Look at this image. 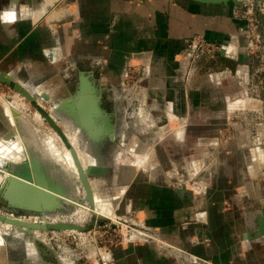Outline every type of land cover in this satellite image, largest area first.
<instances>
[{
    "label": "crops",
    "instance_id": "1",
    "mask_svg": "<svg viewBox=\"0 0 264 264\" xmlns=\"http://www.w3.org/2000/svg\"><path fill=\"white\" fill-rule=\"evenodd\" d=\"M66 1L70 4L69 14L60 20H50L49 10L58 0H0V72L34 86L31 92L39 96L41 105L40 98L45 99L44 95L48 101L57 98L55 106L62 105L67 98L73 99L81 72L90 73L89 80L95 89L86 96H93L98 102L105 145L132 125L119 117L120 113L126 115L122 106L125 96L114 89L129 66H147L150 110L158 116L162 126L159 130H164L163 156L156 152V157L162 158L157 160L182 175H192L190 158L198 156L196 150L205 136L201 132L206 125L215 124L214 116L211 119L206 116L210 109L205 102L212 99L215 87L208 78L190 73L184 57L190 40L196 36L235 43L240 23L234 16L236 4H205L195 0ZM221 55L224 58V52ZM242 59L247 61V56L243 54ZM77 75V85L71 90ZM98 76L100 80L96 79ZM61 83L67 94L60 91ZM75 101L65 104L66 108L72 111ZM2 106L0 102V143L10 145L17 136L5 139L12 129V112L5 105L7 114ZM72 116L65 117V121L74 120L78 126ZM148 125L150 128L152 123ZM68 126L77 128L72 123ZM25 139L28 141V137ZM47 147V156L59 163ZM1 160L3 167L5 163ZM121 172L116 176L119 178L121 174L124 179V170ZM246 172L244 156L238 152L225 156L213 169L208 191L202 193L172 182L160 168L137 171L128 183L127 202L140 224L160 234L163 245L148 240L119 246L113 254L116 263L263 264L264 237H249L258 224L245 208L234 203L237 196L234 188L247 180ZM256 174L261 176L263 185L260 201L264 214V167ZM204 176L203 172L199 178ZM106 212L113 216L108 209ZM19 230L7 239L0 235V264H87L66 262L60 252L44 250L29 240L25 229Z\"/></svg>",
    "mask_w": 264,
    "mask_h": 264
},
{
    "label": "rangeland",
    "instance_id": "2",
    "mask_svg": "<svg viewBox=\"0 0 264 264\" xmlns=\"http://www.w3.org/2000/svg\"><path fill=\"white\" fill-rule=\"evenodd\" d=\"M261 3L259 0H240L239 3H236L234 16L240 23L238 26L239 36L234 41V44L229 40L217 42L204 38L205 47L203 52L192 51L191 43L188 44L186 56L184 57L188 62V70L193 75L199 74L202 78L203 76L206 79L208 78L209 82H213L215 87V94L212 99L207 98L205 102L210 109L209 113H207L208 115L206 114L207 118L211 119L214 116L216 119L213 127L210 123L201 132L205 135L202 140L204 144L202 143V146L196 150L200 162V170L202 168L204 170V178L199 179L198 183H196V180L191 178L194 173L192 175H190L191 173H186L185 177L182 175L176 181L170 179L176 183L184 182L190 188L196 183L199 186L196 190L205 193L213 180L214 167L221 164L225 156L238 152L241 156H244L246 161L247 180L234 188L237 195L234 203L240 204L245 208V212L255 222L257 216L262 214L260 197L261 186L263 185L261 176H256V172L264 167V112H261L262 105L260 103V101L264 103V58L259 51L249 55L245 50V43L247 39L250 41V38H247L250 31L255 34V27H257L256 31L260 32L264 29V14L261 10ZM53 6L54 8L51 7L49 12L54 10L61 14L59 15L58 13V16L56 12L49 14L50 17L48 19L50 20L61 18L63 15L69 14L71 10L69 2L66 0H58ZM30 13H32V10ZM213 46L217 47V52L212 57L210 48L212 49ZM221 52H224V58ZM243 54L247 56V61L242 59ZM149 70L147 66L140 64L129 66L125 69L117 89H114L118 94L125 96L124 105L122 104V106L126 109V115L120 113L119 117L121 116V119L124 117L127 122L132 123L130 128L127 126L124 130H121L114 141H108L105 145L104 141L102 145L97 143L98 147L96 149L92 142L88 144L84 133L78 131L80 128L67 127V125L71 124L70 121L66 122L64 116H60L62 117L61 120L55 116L61 129L68 135H66L68 140L76 148L77 153H81V163L85 170L89 167L98 168L99 172H101L100 169H106L104 173H99L101 176L91 174L89 180L94 188L95 207L93 210L98 214L110 217L111 215L106 212L108 209L113 213L112 218H100L92 213L91 205L88 201L82 206L67 204L65 210L49 214L46 218L40 215L26 214L20 210L0 205V213L5 216L23 218L39 223L69 222L85 227L86 229L83 231L76 229L61 231L36 230V235L35 233L26 234L29 236L30 241L34 240L44 250L60 252L66 262L117 264L113 255L114 250L119 246L138 242L125 240L126 238H133L132 229L136 228L135 226L140 222L136 212L129 206L128 203L130 202H127L130 190L128 186L130 177L137 171L149 172L152 167L160 168L163 172L168 173V177L172 176L170 173L171 169L168 168L166 163L157 160L162 159L158 158V156H163L162 141L164 132L162 131L164 130H159L162 126L157 120L158 116L153 110H150L151 102L147 87ZM96 79L100 80V76ZM124 79L127 81V87L122 85ZM77 82L78 75L75 76L71 90L75 89ZM19 83L28 90L34 91V86H29L26 82ZM60 91L65 94L68 93L64 83H61ZM245 94H248L250 99H247ZM36 96L39 99V96ZM136 96L141 99L140 102H137ZM40 99L45 110L48 113H52L57 98L52 101ZM0 102L7 114L8 110L5 105L11 110L12 120L10 119V122L11 124L12 122L14 123L15 136H17L10 145L0 143L1 161L7 160L15 168H19L20 162L27 156L29 147L33 153H39L35 157L41 159L42 165H44L50 175L54 174L57 176L60 174L59 172H62L60 180L66 186L71 187L74 197L85 199L87 192L78 177L79 174L75 162L70 156L69 149L37 108L25 96L2 82H0ZM140 109L141 113L139 112ZM14 111L18 112L17 116L14 115ZM77 116L80 118L79 120L84 121L79 114ZM15 120L25 127L23 138H21ZM145 122L148 124L152 123L151 127H147ZM84 124L89 127L88 123ZM126 125L128 124L126 123ZM120 127L122 126L119 122ZM26 137H28V141L25 139ZM4 141L6 142V140ZM27 143L30 146H27ZM45 144L49 146L47 145V147ZM46 147L52 154H55V160L57 159L59 163L47 156ZM156 152L157 157L155 155ZM86 153L87 155H84ZM57 165H59V168ZM60 168L64 172L59 170ZM0 169H3L1 163ZM119 170L120 172L124 170V179L120 173L119 178L116 176ZM1 171L0 182L4 178ZM19 229V227L0 221V235L6 239L12 234L17 235L20 231ZM24 229L27 228L25 227ZM16 230L19 231L17 232ZM158 244L163 245L162 242H158ZM261 257H263L261 258L263 260V253Z\"/></svg>",
    "mask_w": 264,
    "mask_h": 264
},
{
    "label": "water",
    "instance_id": "3",
    "mask_svg": "<svg viewBox=\"0 0 264 264\" xmlns=\"http://www.w3.org/2000/svg\"><path fill=\"white\" fill-rule=\"evenodd\" d=\"M197 2L205 3V4H224L228 5L230 3H239L240 0H195ZM260 2L264 3V0H259ZM91 74L81 72L80 75V84L78 86V90L76 91L73 99H66L67 102H62L61 104H69L71 100H76L78 102L81 101L82 104L91 105V109H98V102L95 98H90V96L84 95L83 92V85L85 87V81L87 79V84L92 86L89 87L90 91H94L95 86L94 83L91 82L89 79L91 78ZM0 82L8 84L12 89L19 92L23 96H25L40 112V114L50 123V125L55 129L57 134L61 137L62 141L66 145V147L70 150L72 158L75 162V166L78 171V177L81 180L84 188L87 192V197L85 199H79L80 204H84L88 201L91 205L92 213L98 215L96 212L93 211L95 202H94V193L92 190L91 183L88 179L89 174H99V169L95 167H89L85 170L84 166L82 165L76 148L69 142L64 131L58 126L55 120L51 117V113H48L46 110L42 109L41 104L34 98L32 93L26 89L22 84L15 81L13 77L9 74L0 72ZM43 98L48 99V96L44 95ZM80 107V105H78ZM56 108L62 109V105L55 106ZM14 115H18V112L14 111ZM14 127V123L12 122ZM103 125V124H102ZM78 126L86 132L88 135H92L91 129H89L84 123H80L78 121ZM103 127V126H102ZM105 128L101 130V134L95 138V141L92 143L94 148L97 149L98 144L103 143L105 140ZM15 136V130L12 128L5 136L6 140H10L12 137ZM113 134H111V138H113ZM96 143V144H95ZM29 148V147H28ZM31 153V154H30ZM27 154L31 155L28 158L27 156L23 161L20 162L19 167L20 169L10 168L9 172L10 175L6 176L4 179L1 187H0V205L9 207L11 209L20 210L26 214H33V215H40L46 218L47 215L61 212L67 208V204H77L74 201L66 199L64 196H70L75 198L72 193V189L70 186H66L64 182L60 180L59 175L49 174L48 171L45 169L44 165H42L41 159L35 157V154L29 148L27 149ZM33 154V156H32ZM38 156V155H37ZM38 164L40 167V172L35 168V164ZM18 166V165H17ZM59 168V165H57ZM25 168V170H24ZM22 169V170H21ZM63 171L61 168L59 169ZM101 170V169H100ZM106 170V169H104ZM64 172V171H63ZM3 173V171H1ZM59 176V177H58ZM13 188L12 195L10 199L5 200V196L8 193L9 189ZM100 218H105L103 215H98ZM0 221L12 226L19 227L21 230L23 228H27V233H33V230H85L86 228L80 226L76 223H69V222H56V223H49V222H28L24 221L19 218L14 217H7L0 215ZM256 222L258 224V229L249 237L250 238H261L264 237V214H259L256 218Z\"/></svg>",
    "mask_w": 264,
    "mask_h": 264
},
{
    "label": "built area",
    "instance_id": "4",
    "mask_svg": "<svg viewBox=\"0 0 264 264\" xmlns=\"http://www.w3.org/2000/svg\"><path fill=\"white\" fill-rule=\"evenodd\" d=\"M261 3V2H260ZM262 6L261 10L264 14V3L260 4ZM254 32L255 34H252L251 31L249 33L248 31V36L244 33L245 36H247V38H250V41L247 39L246 40V46H245V50L249 55H253V53H256L257 51H259L262 54V57L264 58V29L262 32L260 31H256L257 27L254 28ZM204 37L202 36H196L194 38H192L190 40L191 46H192V51L194 52H203V49L205 47L204 45ZM189 43V44H190ZM224 49V48H223ZM210 52L211 55L213 57V54H215L217 52V47L213 46L212 49L210 48ZM249 67V66H248ZM126 79L123 80L122 85L123 87H127L126 86ZM125 89V88H124ZM139 95V94H138ZM245 96H247L246 98L248 99L249 96L248 94H245ZM145 98V96H144ZM250 99V98H249ZM136 100L137 102H140L141 99L139 97L136 96ZM261 103V101H260ZM261 112H264V105L261 103ZM143 109V108H142ZM141 113V109L139 111ZM263 122V121H262ZM145 125L149 126L147 122H145ZM190 168H191V172L194 173L193 175L195 176L194 180H196V183H198V180L200 179L199 177L202 176L204 170L202 168V170H200V162L198 157H194V158H190ZM170 172V171H169ZM171 175L169 178L172 179V181H176L177 179H179V177L182 176V174L179 173V170H171ZM183 177H185V175H183ZM196 183L194 184L192 188V190L197 191L196 189L199 188V186L196 185ZM179 185H184L187 186L184 182H180L178 183ZM106 218V217H105ZM203 218H201L202 220ZM120 227V226H119ZM136 228H133V238H126L125 240H127L128 242H135V241H153V242H162V239L160 237V234L153 228L145 226L143 224H138L137 226H135ZM115 230V229H114ZM124 240V239H123ZM114 264V263H111Z\"/></svg>",
    "mask_w": 264,
    "mask_h": 264
},
{
    "label": "bare ground",
    "instance_id": "5",
    "mask_svg": "<svg viewBox=\"0 0 264 264\" xmlns=\"http://www.w3.org/2000/svg\"><path fill=\"white\" fill-rule=\"evenodd\" d=\"M63 11V10H62ZM57 13V16H58V13L59 12H57V11H52L50 14H53V13ZM61 13H59V15H60ZM62 16V15H61ZM64 16V15H63ZM48 19V18H47ZM57 19V18H56ZM59 20H60V17L58 18ZM56 22V21H55ZM226 75V74H225ZM87 79H86V81H85V87H84V85H83V92H84V95H92V93H93V91H90L89 89V87H92V86H90V85H88L87 84ZM27 89V88H26ZM92 89H93V87H92ZM30 91V90H29ZM31 92V91H30ZM32 93V92H31ZM33 95V94H32ZM34 96V95H33ZM34 98L38 101V98L37 97H35L34 96ZM90 98H93V96H90ZM64 103L65 102H67V101H63ZM40 103V102H39ZM70 103V102H69ZM72 104V103H71ZM75 104H76V108L74 107L73 109H74V111H73V109H72V111H71V108L70 107H67L66 108V105L65 104H62V109H59V108H54V110H53V113H51L50 115H51V117L55 120V122L58 124V122H57V119L55 118V116L59 119V120H61V118L62 117H60V116H64V117H69L70 115H73V116H75V117H73L74 119H75V121L78 123V121L82 124V122L83 123H88L87 125L89 126L88 128L89 129H91V136L90 135H88V134H86V132H84V131H82V132H84V135L86 136V138L88 139V140H90L91 142L93 141H95V138H93V137H98V135H100L101 134V130H104V126L102 125V123L100 122V120H99V117H98V114H100L99 112L98 113H96L98 110H96V108L95 109H91V105H84V104H82L81 103V101L80 102H78V101H75ZM68 105V104H67ZM78 105H80V107L78 106ZM42 106V105H41ZM60 106V105H59ZM42 109H44V111H45V108H44V106H42ZM71 111V112H70ZM76 111V113H77V111L79 112V116L84 120V121H82V120H79L80 118H78V116H77V114L75 113V115H74V112ZM73 113V114H72ZM94 114H96V115H94ZM16 118V117H15ZM71 119V118H70ZM69 119V120H70ZM16 121V120H15ZM72 121H74V120H71L70 122L71 123H73ZM82 121V122H81ZM97 122V123H96ZM16 124H17V126H18V131L20 132V135H21V138H23V135H24V130H25V127H23L22 125H21V123H19L18 121H16ZM75 124V123H74ZM58 126H59V124H58ZM77 128H80L79 126H77V125H75ZM103 126V127H102ZM60 127V126H59ZM14 128V127H13ZM61 128V127H60ZM27 129V128H26ZM14 130H15V128H14ZM63 130V129H62ZM28 131V130H27ZM15 133H16V131H15ZM64 134H65V132H64ZM66 135V134H65ZM67 137V136H66ZM68 139V138H67ZM70 142V141H69ZM92 142V143H93ZM28 146V145H27ZM29 149V148H28ZM70 151V150H69ZM31 154V153H30ZM35 154V153H34ZM36 156H37V154H35ZM29 156H31V155H28L27 154V157L28 158H31V157H29ZM32 156H33V154H32ZM9 161H4V163H5V165L3 166V169H0V170H2L3 171V174H2V177H4L3 178V180H2V182H0V187H1V185H2V183H3V181H4V179L6 178V176H9L10 175V172H9V169L10 168H15L12 164H10V162L8 163ZM6 166V167H5ZM35 168L36 167H38L37 169L39 170V172H40V167L38 166V164L36 163L35 165ZM21 167H19V169H20ZM15 169H18V168H15ZM22 170V169H21ZM24 170H25V168H24ZM64 171V170H63ZM1 175V174H0ZM89 176H91V174H89ZM89 176H88V179H89ZM90 181V180H89ZM91 183V186H92V190H94V188H93V185H92V182H90ZM12 192H13V188H10L9 189V191H8V193L6 194V196H5V200H7L8 201V199H10V197H13V195H12ZM74 196V195H73ZM65 198L66 197H68V198H66V199H68V200H71V201H74L75 203H78V204H80V201H79V199L78 198H72V197H70V196H64ZM81 206L82 205H85V203L84 204H80ZM95 207V206H94ZM94 212H95V210H93ZM97 213V212H96ZM98 214V213H97ZM0 215H2V216H5V215H3V214H1L0 213ZM98 215H102V214H98ZM103 216H105V217H108V216H106V215H103ZM7 217H11V216H7ZM111 218H112V216H110ZM110 217H108V218H110ZM15 218V217H14ZM22 220H24V221H28V222H35V221H32V220H25V219H23L22 218ZM9 225V224H8ZM24 229V228H23ZM25 230H28V229H25ZM36 230H33V232H35Z\"/></svg>",
    "mask_w": 264,
    "mask_h": 264
},
{
    "label": "flooded vegetation",
    "instance_id": "6",
    "mask_svg": "<svg viewBox=\"0 0 264 264\" xmlns=\"http://www.w3.org/2000/svg\"><path fill=\"white\" fill-rule=\"evenodd\" d=\"M92 94H93V93H92ZM97 110H99V107H98ZM72 112H73V111H72ZM98 112L100 113V111H97L96 113H98ZM72 114H73V113H72ZM94 115H96V114H94ZM72 122H73V123H72L73 126H75V125H76V124H74L75 122H74V121H72ZM96 123H97V122H96ZM75 127H76V126H75ZM87 141H88L89 144L91 143V141H89L88 139H87Z\"/></svg>",
    "mask_w": 264,
    "mask_h": 264
},
{
    "label": "snow or ice",
    "instance_id": "7",
    "mask_svg": "<svg viewBox=\"0 0 264 264\" xmlns=\"http://www.w3.org/2000/svg\"><path fill=\"white\" fill-rule=\"evenodd\" d=\"M12 18H13V17L10 15V16H9V19H12Z\"/></svg>",
    "mask_w": 264,
    "mask_h": 264
}]
</instances>
